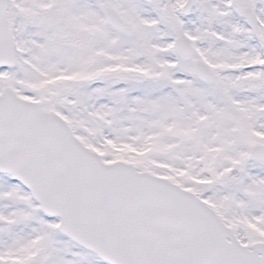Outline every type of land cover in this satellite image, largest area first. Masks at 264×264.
Masks as SVG:
<instances>
[{
  "label": "snow or ice",
  "instance_id": "obj_1",
  "mask_svg": "<svg viewBox=\"0 0 264 264\" xmlns=\"http://www.w3.org/2000/svg\"><path fill=\"white\" fill-rule=\"evenodd\" d=\"M0 264H264V0H0Z\"/></svg>",
  "mask_w": 264,
  "mask_h": 264
}]
</instances>
